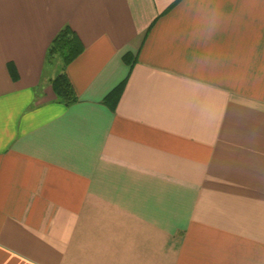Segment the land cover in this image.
Listing matches in <instances>:
<instances>
[{"label": "crops", "instance_id": "0c3cea01", "mask_svg": "<svg viewBox=\"0 0 264 264\" xmlns=\"http://www.w3.org/2000/svg\"><path fill=\"white\" fill-rule=\"evenodd\" d=\"M0 264H264V0H0Z\"/></svg>", "mask_w": 264, "mask_h": 264}, {"label": "trees", "instance_id": "16d2710c", "mask_svg": "<svg viewBox=\"0 0 264 264\" xmlns=\"http://www.w3.org/2000/svg\"><path fill=\"white\" fill-rule=\"evenodd\" d=\"M84 50V46L78 35L69 27L64 26L54 37L48 47L45 66L50 68L60 65V72L51 80V85L57 100L66 106L77 102L78 97L66 74V67L74 61ZM120 91H113L105 99L108 103Z\"/></svg>", "mask_w": 264, "mask_h": 264}]
</instances>
